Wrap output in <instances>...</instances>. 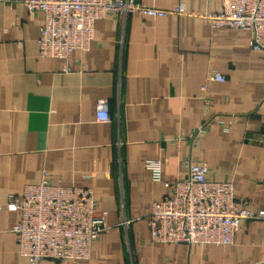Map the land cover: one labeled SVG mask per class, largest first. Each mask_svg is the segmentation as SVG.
Instances as JSON below:
<instances>
[{
    "label": "crops",
    "instance_id": "obj_1",
    "mask_svg": "<svg viewBox=\"0 0 264 264\" xmlns=\"http://www.w3.org/2000/svg\"><path fill=\"white\" fill-rule=\"evenodd\" d=\"M23 1L0 2V204L48 172L55 185L93 189L108 228L88 260L40 264H264V221L244 223L231 245L158 244L148 227L163 181L198 162L247 209H264V52L250 32L211 25L225 0H135L186 12L109 15L67 61L40 57L44 14ZM99 100L109 122L97 120ZM19 221L0 211V264L28 263Z\"/></svg>",
    "mask_w": 264,
    "mask_h": 264
},
{
    "label": "built area",
    "instance_id": "obj_2",
    "mask_svg": "<svg viewBox=\"0 0 264 264\" xmlns=\"http://www.w3.org/2000/svg\"><path fill=\"white\" fill-rule=\"evenodd\" d=\"M23 3L29 12L44 14L38 40L40 57L66 61L73 52L90 49L96 22L109 15L141 14L155 18L186 12L183 6L164 11L135 0H24ZM207 18L214 28L250 32V47L264 52V0H225L223 10ZM210 79L225 82V77L218 73H213ZM203 90L207 91V87ZM110 119L108 102L99 100L97 120ZM148 166L155 180L162 181V163L155 161ZM208 175V165L198 162L190 166L185 179L163 181L168 193L153 203L148 214L154 243L231 245L244 223L264 221V209L251 211L246 202L236 199L233 183L213 182ZM96 208L93 189L55 185L48 172L39 184L27 185L21 198L11 194L5 204H0V211L20 212V221L13 232L27 264L88 260L93 245L108 231L105 216Z\"/></svg>",
    "mask_w": 264,
    "mask_h": 264
}]
</instances>
